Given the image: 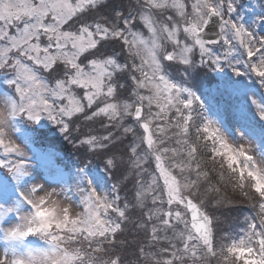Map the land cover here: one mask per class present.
Masks as SVG:
<instances>
[{"label": "snow or ice", "instance_id": "6c2138e0", "mask_svg": "<svg viewBox=\"0 0 264 264\" xmlns=\"http://www.w3.org/2000/svg\"><path fill=\"white\" fill-rule=\"evenodd\" d=\"M0 73V264H264V0H0ZM80 116L104 175L30 183Z\"/></svg>", "mask_w": 264, "mask_h": 264}, {"label": "rangeland", "instance_id": "374dc122", "mask_svg": "<svg viewBox=\"0 0 264 264\" xmlns=\"http://www.w3.org/2000/svg\"><path fill=\"white\" fill-rule=\"evenodd\" d=\"M212 75V74H209ZM3 86V73H0V87ZM92 131V134L102 135L105 130L99 122L87 123L83 117L73 119L67 136L59 131V127L42 117L35 123H22L18 126L15 134V142L21 143L30 159V175L32 182L43 183L49 186H58L57 181L72 184L75 182L77 173L84 168L89 178L94 182L104 175L102 158L93 155L86 146L79 141L83 134ZM4 154L0 150V157ZM114 181H109L112 183ZM0 186H6L13 200H18L19 192L23 187H18L17 181L7 170L0 169ZM125 193H121L122 198ZM248 210V209H247ZM249 214L245 207L231 211L230 218L233 227L242 226L243 215ZM2 243V242H0Z\"/></svg>", "mask_w": 264, "mask_h": 264}, {"label": "clouds", "instance_id": "9594fccd", "mask_svg": "<svg viewBox=\"0 0 264 264\" xmlns=\"http://www.w3.org/2000/svg\"><path fill=\"white\" fill-rule=\"evenodd\" d=\"M4 113H5V106H4L3 102L0 101V115H3ZM56 190L59 191V189H56ZM61 200H62V202H64L62 197H61ZM64 203H68V202H64Z\"/></svg>", "mask_w": 264, "mask_h": 264}, {"label": "trees", "instance_id": "16d2710c", "mask_svg": "<svg viewBox=\"0 0 264 264\" xmlns=\"http://www.w3.org/2000/svg\"><path fill=\"white\" fill-rule=\"evenodd\" d=\"M245 210H246V211H248V210H247V208H245ZM236 227H238V225H237V224H236Z\"/></svg>", "mask_w": 264, "mask_h": 264}]
</instances>
